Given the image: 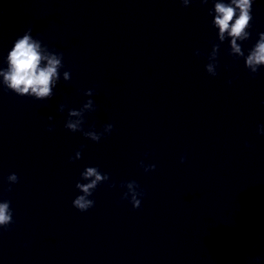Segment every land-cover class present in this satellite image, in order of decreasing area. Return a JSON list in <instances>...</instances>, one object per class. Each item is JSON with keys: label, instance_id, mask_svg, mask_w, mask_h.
<instances>
[{"label": "clouds", "instance_id": "9594fccd", "mask_svg": "<svg viewBox=\"0 0 264 264\" xmlns=\"http://www.w3.org/2000/svg\"><path fill=\"white\" fill-rule=\"evenodd\" d=\"M191 2L192 0H180L183 7H188ZM200 2L207 4L208 0H200ZM253 2L254 0H229L228 3H225L224 0H213L214 7L209 10V15L214 13L212 25L218 29L217 38L219 43L213 44L212 50L208 54L209 63L206 64L205 68L210 76L217 75L219 48L225 40L230 42L229 55L236 58L243 57L245 67L253 78H255L259 69L264 66V32L259 33L258 40L249 49L247 56L242 50L241 43H238V41L243 42L250 38L249 28L253 20L251 14ZM196 55L199 56L201 53L197 51ZM6 61L8 67L6 69L0 68V77L3 78L2 83L6 90H10L18 96H30L41 101L50 99L53 96V89L60 79L59 70L64 67L63 53L51 51L47 45L42 44L40 39L33 38L31 27L27 28L24 34L16 39ZM63 79L64 81L70 79L69 71L63 73ZM84 94L91 97L94 92L92 89H88ZM65 107V104H61L59 111L63 112ZM95 110L96 106L92 99H88L78 110L69 109L65 128L73 133L81 132L84 137L98 143L104 135L111 134L113 125H104L103 131L99 133L92 129L85 131L83 128L85 123L84 114ZM48 120H53V117L48 116ZM47 130L49 132L53 131V127L49 126ZM257 131L258 134L264 135V125H259ZM245 146L248 147L247 144ZM84 147V145H81V150ZM80 158L81 151L78 150L74 157H69V160L71 162ZM185 159L186 156L182 155L180 162L184 163ZM139 166L145 172L154 171L156 168L155 164L145 165L143 161H140ZM81 180L85 182H77L75 185L81 194L75 197L72 205L80 212H87L95 205V201L89 199V197L92 196L100 184L109 181V175L101 173L97 167H86L81 173ZM7 181L10 185L7 191L10 192L12 190L11 185L18 182V176L11 173L8 175ZM115 186L114 183L109 185V187ZM120 186L127 189L121 199L129 200L134 209L140 208L141 199L146 194L145 190L135 180L123 182ZM10 203L9 200L0 202V228L4 230H7L9 225L14 223Z\"/></svg>", "mask_w": 264, "mask_h": 264}]
</instances>
